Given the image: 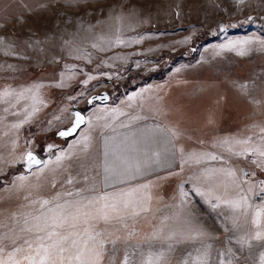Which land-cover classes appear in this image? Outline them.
Wrapping results in <instances>:
<instances>
[{
  "label": "rangeland",
  "instance_id": "1",
  "mask_svg": "<svg viewBox=\"0 0 264 264\" xmlns=\"http://www.w3.org/2000/svg\"><path fill=\"white\" fill-rule=\"evenodd\" d=\"M144 84L182 123L188 157L208 166L216 155L210 166L238 165L236 182L264 187V166L251 152L264 145V0H0V259L34 239L20 229L25 216L30 227L47 211L40 201L74 202L52 177L38 179L60 169L53 156L67 140L56 133L71 109L95 105L87 103L95 92L110 102ZM245 139L241 156L222 143L235 152ZM29 152L43 160L29 166ZM188 159L180 181L156 196L146 190L148 211L96 224L101 264H261L264 238L245 245L213 188L217 177L198 176ZM83 227L71 239H87Z\"/></svg>",
  "mask_w": 264,
  "mask_h": 264
},
{
  "label": "crops",
  "instance_id": "2",
  "mask_svg": "<svg viewBox=\"0 0 264 264\" xmlns=\"http://www.w3.org/2000/svg\"><path fill=\"white\" fill-rule=\"evenodd\" d=\"M149 89V85H140L115 101L96 103L88 108L85 125L53 156L60 169L55 173L44 171L45 175L38 179L45 184L52 177L51 180L59 183L61 190L68 189L72 193L66 198L85 203L87 199H95L105 193L111 198L120 190L128 191L129 186L141 184H148L147 190L156 196L164 183L180 181L190 167L182 123L169 116V107L151 95ZM204 162L197 163L192 172H200L198 176L207 172L206 176L217 177L213 188L221 195L222 203L228 206L230 224L234 223L235 230L245 232V245L257 233L264 236V213L260 222L254 223L255 209L264 203H254L251 187L245 182H236L240 177V166L225 167L236 171L235 177H228L221 171H215L222 169L219 166H210L213 160L210 159L208 166H204ZM137 167L140 174L136 173ZM232 185L235 187L228 192L219 190ZM180 186L181 183L176 188L182 190L183 186ZM242 197L247 200V205L241 201ZM236 201H241V208L232 206ZM252 259L236 257V260L244 262ZM259 262L264 264V256H260Z\"/></svg>",
  "mask_w": 264,
  "mask_h": 264
},
{
  "label": "snow or ice",
  "instance_id": "3",
  "mask_svg": "<svg viewBox=\"0 0 264 264\" xmlns=\"http://www.w3.org/2000/svg\"><path fill=\"white\" fill-rule=\"evenodd\" d=\"M7 95L8 93H5V96ZM75 115L76 120L73 126L66 131H61L60 136L71 135L83 123V117L79 113ZM260 131L264 133V128H261ZM222 143L228 145L227 151L234 156L246 155L249 152V148L246 147L249 144L248 139L236 141L235 144L241 145V149L235 152L233 151L234 145L228 141ZM251 152L261 158L260 164L264 166V145L259 148H252ZM189 158L200 163L203 156L193 154ZM208 158L211 160L218 159L216 155L211 154H208ZM26 160L29 166L40 163L30 152L27 154ZM215 171H221L228 177L236 176V171L231 168ZM136 173L140 174L139 167L136 168ZM68 182L71 183V180ZM148 188V184L129 186L128 191L120 190L118 195H113L111 198L105 193L95 199H87L86 203L83 201H65L64 204H61L46 199L40 201V208H46L47 211L39 212V215L34 216L33 220L36 223L30 227L28 226L29 220L25 216L24 227L20 229L22 232L33 233L34 239L25 238L23 244L27 245V248L15 247L13 252L8 253L7 260L0 259V264H9V262L10 264H101L104 246L102 241L97 240L100 233L95 231L96 224L100 222L107 224L111 221L122 220L125 214L135 216L139 215L140 212L148 211L146 204L151 199L146 191ZM261 191L264 192V189ZM66 194L72 195L71 192ZM57 199H59V195ZM241 201L247 205L245 198L242 197ZM241 201L232 202V206L241 208ZM49 205L51 206L49 207ZM262 213H264V204L255 209L254 223L260 222ZM80 225H86L81 230L87 235V239H71L73 236L78 237L80 235V231H76ZM34 229L35 231H33ZM262 238L264 237L260 233L256 234V239ZM4 239L7 237H0V253L5 251ZM45 241H50V243H45ZM12 243L15 245L16 240H13ZM17 253L21 254L20 258H16ZM145 264H155V262L149 259Z\"/></svg>",
  "mask_w": 264,
  "mask_h": 264
},
{
  "label": "water",
  "instance_id": "4",
  "mask_svg": "<svg viewBox=\"0 0 264 264\" xmlns=\"http://www.w3.org/2000/svg\"><path fill=\"white\" fill-rule=\"evenodd\" d=\"M109 94L105 91L102 92H95L93 94L90 95V97L87 100V103L90 105L92 103H101V104H105L109 102ZM89 101H91V103H89ZM71 113H72V120L71 123L69 125H67L66 127H62L60 129H58L56 135L64 140H68L70 138H73L77 135L78 131L85 125V112L78 108V107H73L71 109ZM76 113H79L82 117H83V123L80 124L79 128L76 129V131L74 133H72L69 136H60L59 133L61 131H66L67 129L71 128L73 126V124L75 123L76 120Z\"/></svg>",
  "mask_w": 264,
  "mask_h": 264
},
{
  "label": "built area",
  "instance_id": "5",
  "mask_svg": "<svg viewBox=\"0 0 264 264\" xmlns=\"http://www.w3.org/2000/svg\"><path fill=\"white\" fill-rule=\"evenodd\" d=\"M34 157L40 162L43 160L40 156H37L36 154L34 155ZM261 189H264V187L258 186L256 190L253 192L252 199L254 203L257 204L264 203V192H262Z\"/></svg>",
  "mask_w": 264,
  "mask_h": 264
},
{
  "label": "trees",
  "instance_id": "6",
  "mask_svg": "<svg viewBox=\"0 0 264 264\" xmlns=\"http://www.w3.org/2000/svg\"><path fill=\"white\" fill-rule=\"evenodd\" d=\"M152 75H153V76H152ZM150 76H152V77L155 78V79H159V78L162 77L161 74H160L159 76H157V73H151ZM150 76H149V78H151ZM133 88H134V86H131V87H130V89H133Z\"/></svg>",
  "mask_w": 264,
  "mask_h": 264
}]
</instances>
